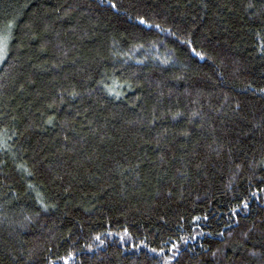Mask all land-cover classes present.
<instances>
[{"label":"trees","instance_id":"1","mask_svg":"<svg viewBox=\"0 0 264 264\" xmlns=\"http://www.w3.org/2000/svg\"><path fill=\"white\" fill-rule=\"evenodd\" d=\"M0 264H264V0H0Z\"/></svg>","mask_w":264,"mask_h":264}]
</instances>
